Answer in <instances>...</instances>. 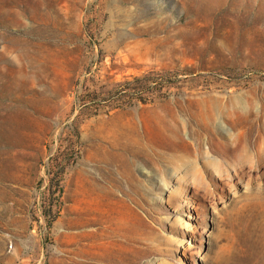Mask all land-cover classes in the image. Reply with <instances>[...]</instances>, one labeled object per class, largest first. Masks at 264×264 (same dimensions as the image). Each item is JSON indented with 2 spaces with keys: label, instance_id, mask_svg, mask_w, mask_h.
Segmentation results:
<instances>
[{
  "label": "rangeland",
  "instance_id": "obj_1",
  "mask_svg": "<svg viewBox=\"0 0 264 264\" xmlns=\"http://www.w3.org/2000/svg\"><path fill=\"white\" fill-rule=\"evenodd\" d=\"M75 260L264 264V0H0V264Z\"/></svg>",
  "mask_w": 264,
  "mask_h": 264
},
{
  "label": "trees",
  "instance_id": "obj_2",
  "mask_svg": "<svg viewBox=\"0 0 264 264\" xmlns=\"http://www.w3.org/2000/svg\"><path fill=\"white\" fill-rule=\"evenodd\" d=\"M165 83L162 77H153L150 73L141 77H133L129 81H125L117 86V93L139 101L147 103L149 96L154 91H159L164 87Z\"/></svg>",
  "mask_w": 264,
  "mask_h": 264
},
{
  "label": "bare ground",
  "instance_id": "obj_3",
  "mask_svg": "<svg viewBox=\"0 0 264 264\" xmlns=\"http://www.w3.org/2000/svg\"><path fill=\"white\" fill-rule=\"evenodd\" d=\"M201 121H203V126H204V128L206 129V130H208L209 128V126H210V123H209V119H208V117H206L205 116V118L203 119V120H201ZM196 124H198V125H200V123H199V120H196V122H195ZM144 160H149V155L147 154L144 158H143ZM109 169V168H108ZM106 228H109V226H107ZM106 233V232H105ZM110 233V232H109ZM108 232L106 233V235L104 236V239H106L107 241H106V245H104V246H106V248H108V247H111L112 245H117V243L118 242H120L119 241V239L122 237V235L121 234H119V233H116V232H113L112 231V234H109ZM93 243V242H92ZM110 243H112V244H110ZM85 246V245H84ZM88 246V245H87ZM92 246H95V245H93V244H91V247ZM84 247L82 246V248H80V249H76V251H82V253H80V254H82L80 257H84L86 254H87V250H86V248L85 249H83ZM83 253L85 254V255H83ZM77 254V253H76ZM79 254V253H78ZM70 259V258H69ZM70 261H71V259H70ZM75 262V264H81V261H79V260H75L74 261Z\"/></svg>",
  "mask_w": 264,
  "mask_h": 264
}]
</instances>
